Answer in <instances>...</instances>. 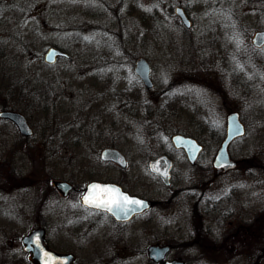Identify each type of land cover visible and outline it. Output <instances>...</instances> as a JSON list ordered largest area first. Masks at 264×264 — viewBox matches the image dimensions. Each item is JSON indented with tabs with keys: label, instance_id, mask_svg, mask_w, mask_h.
Returning a JSON list of instances; mask_svg holds the SVG:
<instances>
[{
	"label": "rangeland",
	"instance_id": "rangeland-1",
	"mask_svg": "<svg viewBox=\"0 0 264 264\" xmlns=\"http://www.w3.org/2000/svg\"><path fill=\"white\" fill-rule=\"evenodd\" d=\"M258 30L264 0H0V111L20 112L34 131L24 138L0 118V264H30L22 237L39 221L75 264H154L151 244H171L168 258L184 264H264ZM50 47L70 59L46 64ZM140 57L151 64V90L134 73ZM231 111L246 128L228 149L238 165L214 178ZM178 133L204 145L195 165L172 145ZM106 147L126 156V171L101 163ZM160 155L173 161L170 186L149 168ZM93 177L152 200L178 192L180 202L156 206L155 224L149 212L113 236L111 219L51 185L82 189Z\"/></svg>",
	"mask_w": 264,
	"mask_h": 264
},
{
	"label": "water",
	"instance_id": "water-1",
	"mask_svg": "<svg viewBox=\"0 0 264 264\" xmlns=\"http://www.w3.org/2000/svg\"><path fill=\"white\" fill-rule=\"evenodd\" d=\"M175 13L181 19L186 28L190 29L192 27L193 22L182 6H177L175 8ZM252 40L256 47L260 48L264 46V30L255 32ZM59 57L69 58L70 55L57 47H50L45 53L44 61L47 64L52 65L57 62ZM134 72L148 89L154 87V81L151 78V65L146 58L141 57L136 61ZM0 117L12 120L22 135L31 136L33 134V129L23 114L12 110H3L0 112ZM245 133L246 129L240 120L239 113L237 111L231 112L227 117L226 135L213 162V166L216 169V176L224 170L236 165V161L230 159L228 147L235 139L244 136ZM171 140L175 148L184 149L188 160L192 164L196 163L204 149V146L198 140L183 134H174ZM101 158L105 161H114L121 166L127 165V159L124 154L115 148H105L101 153ZM172 167L173 162L166 155H161L150 162L151 170L159 175L166 184L170 183ZM54 185L65 195H67L72 188V185L67 181H54ZM94 185L116 189L120 194L127 196L132 200L141 202V206L127 205L124 210L114 211H108L106 208L92 206L94 208L106 210L115 215L118 219H129L133 214L143 212L151 205L148 200L125 192L117 184L105 182L90 183L82 196L83 204L89 205L84 198L90 194V190ZM45 239V229L43 228H35L22 238L24 249L26 252L31 253L30 260L35 264H72L76 259V256L73 253L61 254L50 250L45 245ZM37 241L39 242V247H37ZM169 251L170 246L152 245L149 247V256L156 262H161V264H184L179 260L166 259ZM45 254H47V256ZM48 257H51L52 259L48 260Z\"/></svg>",
	"mask_w": 264,
	"mask_h": 264
},
{
	"label": "flooded vegetation",
	"instance_id": "flooded-vegetation-1",
	"mask_svg": "<svg viewBox=\"0 0 264 264\" xmlns=\"http://www.w3.org/2000/svg\"><path fill=\"white\" fill-rule=\"evenodd\" d=\"M190 30V29H189ZM256 48H258V47H256ZM262 48H264V46H262V47H260V48H258V49H262ZM60 59H62V58H59V60ZM145 87V86H144ZM146 88V87H145ZM147 89V88H146ZM151 89H153V88H151ZM151 89H147V90H151ZM3 120H8V119H3ZM226 127H227V123H226ZM225 133H226V129H225ZM21 136L22 137H24V138H29V137H31V136H23L22 134H21ZM107 148V147H106ZM105 149V148H104ZM100 161H101V163L102 164H104V163H106V164H109V163H111V164H114V165H116V166H118L119 167V169L120 170H122V171H126L127 169H128V167H129V163H127V165L126 166H121L120 164H118V163H116V162H114V161H105V160H103L102 158H101V154H100ZM237 165H238V161H237V164L235 165V166H233V167H231V168H229V169H232V168H235V167H237ZM229 169H227V170H229ZM90 170H95V169H90ZM227 170H224L223 172H225V171H227ZM91 175H93L92 173H90ZM153 174L154 175H156L157 177H159L160 179H161V177L159 176V175H157L156 173H154L153 172ZM220 175V174H219ZM219 175H217L216 176V174H215V176H214V178H217ZM94 176V175H93ZM85 178H86V176H85ZM171 180H172V174H171V178H170V183L169 184H167V186H170L171 185ZM54 181H65V180H59V179H53L52 181H51V185L55 188V190H56V193H59L63 198H67L69 195H71V194H78V198H77V200H78V202H80V204H79V206L81 205L82 207H83V209H85V211H87V214H92V213H96V214H98V213H100V214H103L104 216H103V218H105V219H107V218H109V219H111V221H112V225L114 226V228H112L113 230H114V232H113V236H115L114 234H116V232L117 231H119V229H123V227L125 226V225H127V224H129V223H131L135 218H138V217H140V216H143V215H145L146 213H151V212H153V214L150 216V219H151V224L153 225V224H155V219H156V211H155V209H156V206H161L162 204H164V203H168L170 206H172L174 203L175 204H178V202H180V199H179V193L178 192H172L170 195H168L167 197H168V201H158V200H152V199H148V198H146V197H144V196H140V195H138V194H135V193H131L129 190H127V189H125L121 184H118V183H116L118 186H120L125 192H127V193H129V194H131V195H134V196H138V197H140V198H143V199H146V200H148L149 202H150V207L148 208V209H146V210H144L143 212H138V213H135V214H133L129 219H126V220H123V219H118L115 215H113L112 213H110V212H108V211H106V210H102V209H98V208H94V207H92V206H90V205H86V204H83V202H82V196H83V194L85 193V191H86V189H87V186L90 184V183H92V182H109V181H104V180H102V179H100V178H97V177H93V178H91L87 183H86V185L81 189V188H79L77 185H74L73 183H71V185H72V188H71V190L68 192V194L67 195H65L62 191H60V190H58L55 186H54ZM161 181L163 182V180L161 179ZM67 182H69V181H67ZM46 192V191H45ZM45 192H43V193H45ZM49 197V192H47V193H45L43 196H41V198H46V197ZM153 208V209H152ZM93 215V214H92ZM94 216V215H93ZM47 225H48V223L46 222V221H39L38 223H37V227H34V228H32L31 230H33V229H35V228H43V229H45V237H46V239H45V245H46V247L47 248H49L50 250H53V251H55V252H57V253H61V254H65V253H74V252H72V251H69V252H63V251H59L58 249H55L52 245H51V243H50V241H49V238H48V233H47ZM111 229V230H112ZM110 230V231H111ZM94 231H97V229H95ZM233 234H235L234 232L233 233H231V235H233ZM237 235H239V230L237 231ZM151 245H153V244H151ZM151 245H149V247L151 246ZM157 245V244H156ZM166 246H170V251H169V253L172 251V249H173V246L171 245V244H167ZM149 247L147 248V252H149ZM23 251H24V253L27 255V259H28V261H29V263L30 264H35L32 260H30V255H31V253L30 252H26L25 251V249H24V246H23ZM75 254V253H74ZM169 255V254H168ZM75 256H76V259L73 261V263L72 264H75L76 263V261H77V259H78V257H77V255L75 254ZM119 257H121V255H119ZM148 258H149V260H151L154 264H156V261L155 260H153V259H151L150 258V256H149V254H148ZM170 259V258H169ZM176 260H181V259H176Z\"/></svg>",
	"mask_w": 264,
	"mask_h": 264
},
{
	"label": "snow or ice",
	"instance_id": "snow-or-ice-1",
	"mask_svg": "<svg viewBox=\"0 0 264 264\" xmlns=\"http://www.w3.org/2000/svg\"><path fill=\"white\" fill-rule=\"evenodd\" d=\"M84 199L89 205L98 208H106L108 211L124 210L127 205L141 206L140 201L132 200L124 196L116 189L101 187L99 185L92 186L90 194ZM37 247H39L38 241ZM45 255L47 256V254ZM51 259V257H48V260Z\"/></svg>",
	"mask_w": 264,
	"mask_h": 264
}]
</instances>
